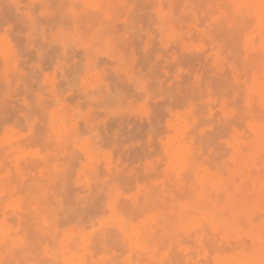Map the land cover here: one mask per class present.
<instances>
[{
  "label": "rangeland",
  "instance_id": "rangeland-1",
  "mask_svg": "<svg viewBox=\"0 0 264 264\" xmlns=\"http://www.w3.org/2000/svg\"><path fill=\"white\" fill-rule=\"evenodd\" d=\"M263 61L264 0H0V264H247Z\"/></svg>",
  "mask_w": 264,
  "mask_h": 264
},
{
  "label": "bare ground",
  "instance_id": "bare-ground-1",
  "mask_svg": "<svg viewBox=\"0 0 264 264\" xmlns=\"http://www.w3.org/2000/svg\"><path fill=\"white\" fill-rule=\"evenodd\" d=\"M23 3V2H22ZM27 3V2H26ZM60 3V2H59ZM11 4V3H10ZM117 4V3H116ZM119 7H120V5H119ZM61 8V7H60ZM199 8V7H198ZM241 9V8H240ZM91 10V9H90ZM196 10V9H195ZM244 10V9H243ZM251 11V10H250ZM3 14V13H2ZM63 15V14H62ZM85 15V14H84ZM66 16V15H65ZM64 16V17H65ZM87 16V15H86ZM63 17V18H64ZM226 17V16H225ZM3 18V17H2ZM247 18V17H246ZM251 18V17H250ZM71 19V18H70ZM244 19V18H243ZM62 20H64V19H62ZM175 22V21H174ZM74 24V23H73ZM104 25V24H103ZM3 26V25H2ZM63 26H64V24H63ZM38 27V26H37ZM2 30V29H1ZM248 30V29H247ZM256 30V29H255ZM254 30V31H255ZM91 31V30H90ZM246 32V31H245ZM244 32V33H245ZM262 33V32H261ZM15 34V33H14ZM263 34V33H262ZM104 38V37H103ZM12 40V39H11ZM25 40V39H24ZM13 41V40H12ZM49 42V41H48ZM14 44V43H13ZM18 44V43H17ZM14 47H15V45H14ZM16 47H17V45H16ZM69 51V50H68ZM67 53V52H66ZM27 56V55H26ZM261 56V55H260ZM63 58V57H62ZM62 60V59H61ZM264 62V61H263ZM258 63H260V62H258ZM261 64V63H260ZM258 66V65H257ZM260 69V68H259ZM253 71V70H252ZM256 74V73H255ZM2 77V76H1ZM41 77V76H40ZM261 77V76H260ZM14 78V77H13ZM263 79V78H262ZM12 81V80H11ZM59 81V80H58ZM40 82V81H39ZM121 82V81H120ZM5 85V84H4ZM238 86V85H237ZM8 87V86H7ZM34 87V86H33ZM32 88V86L30 87V89ZM36 90V89H35ZM124 90V89H123ZM31 91H33V90H31ZM129 92V91H128ZM82 94V93H81ZM121 95V94H120ZM254 95V94H253ZM120 97V96H119ZM126 97V96H125ZM255 97H256V95H255ZM254 99V98H253ZM89 102V101H88ZM136 102V101H135ZM185 103V102H184ZM195 104V103H194ZM256 105V104H255ZM254 105V106H255ZM91 106V105H90ZM96 106V105H95ZM85 107V106H84ZM253 109V108H252ZM39 116V115H38ZM237 116V115H236ZM252 116V115H251ZM264 120V119H263ZM66 129V128H65ZM25 132V131H24ZM261 135V134H260ZM253 136V135H252ZM251 136V137H252ZM246 137V136H245ZM75 138V137H74ZM186 138V137H185ZM239 141V140H238ZM72 142V141H71ZM198 144V143H197ZM51 145H53L52 143H51ZM14 146V145H13ZM46 146V145H45ZM175 146V145H174ZM9 147V146H8ZM44 147V146H43ZM48 147V146H47ZM2 148V147H1ZM8 149V148H7ZM6 149V150H7ZM26 149V148H25ZM43 149V148H42ZM250 148H248V150H249ZM22 151V150H21ZM114 151V150H113ZM230 151V150H229ZM54 152V151H53ZM57 152V151H56ZM15 153V152H14ZM169 153V152H168ZM170 154V153H169ZM2 155V154H1ZM192 155V154H191ZM260 155V154H259ZM257 156V155H256ZM7 157V156H6ZM252 157V156H251ZM201 159V158H200ZM53 160H55V159H53ZM75 160V159H74ZM83 160V159H82ZM28 161V160H27ZM33 161V160H32ZM263 161V160H262ZM13 162V161H12ZM75 162V161H74ZM23 163V162H22ZM101 164V163H100ZM99 164V165H100ZM6 165V164H5ZM27 166V165H26ZM43 166V165H42ZM220 166V165H219ZM259 166V165H258ZM12 167V166H11ZM46 167V166H45ZM100 167V166H99ZM119 167V166H118ZM261 167V166H260ZM33 168V167H32ZM98 168V167H97ZM219 168V167H218ZM12 169V168H11ZM99 169V168H98ZM97 169V170H98ZM23 170V169H22ZM27 170V169H26ZM72 170V169H71ZM193 170V169H192ZM219 170V169H218ZM211 171H213V170H211ZM224 171V170H223ZM3 172V171H2ZM30 172V171H29ZM67 172V171H66ZM122 172V171H121ZM263 172V171H262ZM73 173V172H72ZM68 173H66L65 175H67ZM264 174V173H263ZM24 175V174H23ZM190 175V174H189ZM46 176V175H45ZM69 176V175H68ZM73 176V175H72ZM173 176V175H172ZM221 176V175H220ZM256 176V175H255ZM71 177V176H70ZM131 177V176H130ZM249 177H251V176H249ZM262 177V176H261ZM69 178V177H68ZM83 178V177H82ZM17 179V178H16ZM37 179V178H36ZM190 179V178H189ZM67 180V179H66ZM71 180V179H70ZM69 180V181H70ZM170 180H171V178H170ZM68 181V182H69ZM60 182V181H59ZM67 182V181H66ZM71 182V181H70ZM187 182H188V180H187ZM258 182V181H257ZM256 182V183H257ZM13 183V182H12ZM30 183V182H29ZM116 183V182H115ZM245 183H246V181H245ZM55 184H56V182H55ZM117 184H120V183H118L117 182ZM264 184V183H263ZM28 185V184H27ZM69 185H70V183H69ZM141 185V184H140ZM22 186H24V185H22ZM59 186V185H58ZM124 186V185H123ZM145 186H147V185H145ZM149 186V185H148ZM163 186V185H162ZM165 186V185H164ZM170 186V185H169ZM12 187V186H11ZM28 187H29V185H28ZM67 187H68V185H67ZM173 187V186H172ZM263 187V186H262ZM51 188V187H50ZM185 188V187H184ZM4 189H5V187H4ZM7 189V188H6ZM22 189V188H21ZM47 189H49V188H47ZM186 189H187V187H186ZM71 190V189H70ZM77 190V189H76ZM158 190V189H157ZM239 190V189H238ZM259 190H261V189H259ZM258 190V191H259ZM247 191V190H246ZM25 192V191H24ZM27 192V191H26ZM30 192V191H29ZM34 192V191H33ZM71 192H74V191H72L71 190ZM175 192V191H174ZM173 192V193H174ZM178 192V191H177ZM241 192V191H240ZM245 192V191H244ZM19 193H20V195H21V192L19 191ZM167 193V192H166ZM194 193V192H193ZM71 194H73V193H71ZM195 194V193H194ZM239 194V193H238ZM23 195V194H22ZM21 195V196H22ZM96 195V194H95ZM180 195H181V193H180ZM183 195V194H182ZM185 195V194H184ZM186 195H187V193H186ZM240 195H241V193H240ZM13 196H15V195H13ZM13 196H10V197H12L13 198ZM69 196V195H68ZM93 196V195H92ZM189 196H191V195H189ZM2 197V196H1ZM73 197V196H72ZM96 197H98V196H96ZM241 197V196H240ZM244 197V196H243ZM15 198V197H14ZM142 198V197H141ZM186 198H187V196H186ZM24 199V198H23ZM177 199V198H176ZM179 199V198H178ZM248 199V198H247ZM8 200V199H7ZM6 200V201H7ZM187 200V199H186ZM212 200V199H211ZM249 200V199H248ZM251 200V199H250ZM30 201V200H29ZM51 201V200H50ZM123 201V200H122ZM125 201V200H124ZM158 201V200H157ZM181 201H184V200H181ZM241 201V200H240ZM52 202V201H51ZM72 202V201H71ZM94 202V201H93ZM149 202V201H148ZM166 202V201H165ZM209 202V201H208ZM207 202V203H208ZM232 202V201H231ZM231 202H230V204H231ZM237 202V201H236ZM236 202H233V203H236ZM245 202H246V200H245ZM251 202V201H250ZM249 202V203H250ZM1 203V202H0ZM26 203V202H25ZM158 203V202H157ZM223 203V202H222ZM249 203H247V204H249ZM96 204V203H95ZM148 204V203H147ZM206 206H207V204H205ZM206 206H205V208H206ZM124 207V206H123ZM148 207H149V204H148ZM203 207H204V205H203ZM210 207V206H209ZM235 207H237V206H235ZM92 208V207H91ZM251 208V207H250ZM1 209V208H0ZM23 209V208H22ZM103 209V208H102ZM136 209V208H135ZM163 209V208H162ZM202 209H204V208H202ZM208 209H210V208H208ZM248 209V208H247ZM76 210V209H75ZM82 210V209H81ZM80 210V211H81ZM207 210V209H206ZM249 211H251V210H248L247 212H249ZM76 212H79V210L78 211H76ZM84 212V211H83ZM101 212V211H100ZM143 212V211H142ZM224 212V211H223ZM246 212V211H245ZM262 212V211H261ZM82 213V212H81ZM145 213V212H144ZM186 212H184V214H185ZM217 213V212H216ZM263 213V212H262ZM261 213V214H262ZM131 214V213H130ZM193 214V213H192ZM195 214V213H194ZM248 214V213H247ZM253 214H254V211H253ZM21 215H22V213H21ZM129 215V214H128ZM176 215V214H175ZM174 215V216H175ZM189 215H190V212H189ZM180 216H184V215H180ZM188 216V215H187ZM256 216V215H255ZM255 216H254V218H253V220H255L256 218H255ZM83 217V216H82ZM162 217V216H161ZM76 218H77V216H76ZM138 218H139V216H138ZM137 218V219H138ZM142 218V217H141ZM179 218V217H178ZM177 218V219H178ZM223 218V217H222ZM128 219H130L129 217H128ZM167 219V218H166ZM15 220V219H14ZM30 220V219H29ZM252 220V219H251ZM166 221V220H165ZM258 221V220H257ZM256 221V222H257ZM16 222V221H15ZM133 222H134V220H133ZM174 222H175V220H174ZM255 222V221H254ZM84 223V222H83ZM72 224V223H71ZM177 224V223H176ZM15 225V224H14ZM28 225V224H27ZM87 225V224H86ZM172 225V224H171ZM203 225L204 224H202V227H203ZM5 226V225H4ZM170 228V227H169ZM201 231V230H200ZM209 231V230H208ZM195 232V231H194ZM196 234H198V232L196 233ZM120 235V234H119ZM212 235H213V233H212ZM255 235V234H254ZM44 236H46V235H44ZM220 236V235H219ZM27 238V237H26ZM34 238V237H33ZM121 238V237H120ZM209 238H213V237H210L209 236ZM264 237L261 235H257V237L255 236V239H256V242H258L257 244H256V254H251V255H249V256H246V255H243V257H242V262L244 263V262H246L247 264H264V242H261L262 240L264 241V239H263ZM254 239V240H255ZM174 240H176L177 241V239H174ZM93 241V240H92ZM103 241V240H102ZM148 241H151V240H148ZM214 241V240H213ZM218 241V240H217ZM223 241V240H222ZM45 242V241H44ZM261 242V243H260ZM36 243V242H35ZM163 243V242H162ZM174 243V242H173ZM225 243V242H224ZM10 244V243H9ZM39 244V243H38ZM108 244V243H107ZM184 244V243H183ZM28 245V244H27ZM43 245V244H42ZM163 245H164V243H163ZM166 245V244H165ZM258 245V246H257ZM104 246V245H103ZM178 246V245H177ZM39 247H41V246H39ZM160 247H161V244H160ZM159 247V248H160ZM221 247V246H220ZM224 247V246H223ZM244 247V246H243ZM26 248V247H25ZM158 248V249H159ZM215 248V247H214ZM19 249V248H18ZM72 249V248H71ZM161 249H162V247H161ZM221 249V248H220ZM219 249V250H220ZM258 249V250H257ZM163 250V249H162ZM224 250V249H223ZM234 250V249H233ZM183 251V250H182ZM228 251V250H227ZM231 251V250H230ZM24 252V251H23ZM22 252V253H23ZM83 252V251H82ZM105 252V251H104ZM110 252V251H109ZM214 252H215V250H214ZM213 252V253H214ZM223 252V251H222ZM233 252V251H232ZM249 252V251H248ZM258 252V253H257ZM42 253V252H41ZM84 253V252H83ZM96 253V252H95ZM94 253V254H95ZM102 253V252H101ZM126 253H127V251H126ZM220 253V252H219ZM227 253V252H226ZM230 253V252H229ZM33 254V253H32ZM93 254V253H92ZM87 255V254H86ZM221 255V254H220ZM19 256H20V254H19ZM88 256V255H87ZM95 256V255H94ZM235 256V255H234ZM174 257V256H173ZM5 258V257H4ZM114 258V257H113ZM133 258V257H132ZM145 258V257H144ZM30 259V258H29ZM47 259V258H46ZM88 259V258H87ZM120 259V258H119ZM85 261V260H84ZM88 261V260H87ZM1 262H3V261H1ZM29 262V261H28ZM110 262V261H109ZM145 262V261H144ZM86 263V262H85ZM90 264H91V262H90ZM116 264H118V262L116 263ZM229 264H231V263H229Z\"/></svg>",
  "mask_w": 264,
  "mask_h": 264
}]
</instances>
